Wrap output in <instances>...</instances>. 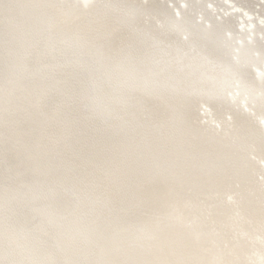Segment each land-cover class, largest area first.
Returning <instances> with one entry per match:
<instances>
[{
    "label": "bare ground",
    "instance_id": "1",
    "mask_svg": "<svg viewBox=\"0 0 264 264\" xmlns=\"http://www.w3.org/2000/svg\"><path fill=\"white\" fill-rule=\"evenodd\" d=\"M50 255L264 264L263 0H0V264Z\"/></svg>",
    "mask_w": 264,
    "mask_h": 264
},
{
    "label": "water",
    "instance_id": "2",
    "mask_svg": "<svg viewBox=\"0 0 264 264\" xmlns=\"http://www.w3.org/2000/svg\"><path fill=\"white\" fill-rule=\"evenodd\" d=\"M200 55H201V53H199ZM212 59H214V58H212ZM214 60H216V61H218V59H214ZM243 61V62H242ZM235 62L236 63H238L239 65H240V67L241 66H245V64H243L244 62H246V59L245 58H242L241 56H238L237 58H236V60H235ZM248 65V64H247ZM223 71H226V70H223ZM244 71V70H243ZM233 72H236V73H238V74H240V76H242V74L243 73H246V72H242V71H240L238 68H237V70H233ZM236 73H234V74H236ZM162 75V74H161ZM244 75V74H243ZM214 98V97H213ZM61 209V208H60ZM61 211V210H60ZM59 211V212H60ZM58 215V214H57ZM46 257V262H48L49 264H55L54 262H53V257H52V255H50V256H45Z\"/></svg>",
    "mask_w": 264,
    "mask_h": 264
},
{
    "label": "rangeland",
    "instance_id": "3",
    "mask_svg": "<svg viewBox=\"0 0 264 264\" xmlns=\"http://www.w3.org/2000/svg\"><path fill=\"white\" fill-rule=\"evenodd\" d=\"M264 1V0H263Z\"/></svg>",
    "mask_w": 264,
    "mask_h": 264
}]
</instances>
